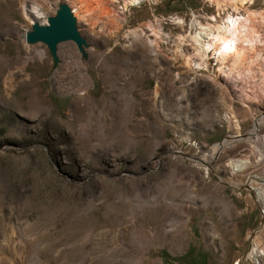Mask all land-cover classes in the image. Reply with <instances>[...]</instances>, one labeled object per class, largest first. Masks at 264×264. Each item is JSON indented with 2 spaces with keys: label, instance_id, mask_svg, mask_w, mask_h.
<instances>
[{
  "label": "rangeland",
  "instance_id": "1",
  "mask_svg": "<svg viewBox=\"0 0 264 264\" xmlns=\"http://www.w3.org/2000/svg\"><path fill=\"white\" fill-rule=\"evenodd\" d=\"M65 4L85 47L24 41ZM219 6L0 0V264H248L251 240L264 248L248 187L263 183L264 120L207 166L189 160L264 113V0ZM227 13L262 40L237 46L243 67L185 64L199 26Z\"/></svg>",
  "mask_w": 264,
  "mask_h": 264
},
{
  "label": "bare ground",
  "instance_id": "2",
  "mask_svg": "<svg viewBox=\"0 0 264 264\" xmlns=\"http://www.w3.org/2000/svg\"><path fill=\"white\" fill-rule=\"evenodd\" d=\"M139 1L140 0H129V4H137ZM209 1L215 3L217 7L219 6V4H227L234 11H237L239 8L243 7L244 4L250 2V0H209ZM65 6L67 7L72 20H74V18L76 17V9L69 7L67 4H65ZM123 7L125 8V5ZM123 7H121V9H123ZM56 10L60 12L61 5H59ZM22 13L23 16L28 20H29V16L37 20L45 18V16L41 14V11L39 12L38 8H35V6L33 7V5L29 8H26L23 5ZM212 20L214 21L213 24H208L205 25L204 27L199 26L200 27L199 31L193 35L192 41L194 45V50L196 52L195 58H193V60L191 61L186 59L185 64L193 68L205 67L207 64V59H209L210 56L214 59L216 64H218L219 71L223 69L227 73L237 72L243 67L242 65L244 62L243 56L241 54L242 52L239 49L240 46H244L242 44H248L250 48H253V46L257 47L259 44H261L262 40L260 41L259 36L256 33H254V31L251 32L252 29L247 28L246 18L243 17L240 18L237 15L233 16L227 13L224 15V17L221 19L220 22H216L214 18H212ZM178 23H180L179 20ZM31 24L34 23L31 22ZM47 24H48V20L45 19V22L42 25H47ZM154 37H157L156 34H154ZM150 43H153L154 46H157V38H155L153 41H150ZM238 45L240 46L237 47ZM257 52L255 51V53ZM42 54H43L42 52L38 53L39 58L42 57ZM262 120H264L263 116H261L257 120L258 126L261 124V122H263ZM218 148L219 146L215 144L208 150L209 153L208 155H203L201 158H198L196 160L189 158V160L190 161L192 160L193 163L195 164L202 165L201 163H204L205 157H207L208 161L213 159L215 151L218 150ZM262 155H264V153H262ZM258 160H260V158H258ZM228 165L230 166L231 171L233 173H240L247 167L248 162L243 159H235L229 161ZM203 169L205 175H207L206 169L205 168ZM253 179H257V178L255 177ZM261 181L263 183H258L255 180L251 179L248 181L249 184L248 187L250 190L254 191L256 200L261 203L262 209L260 211V214L264 215V178ZM172 192H174V190ZM263 232H264V228H263ZM251 241H252L251 249L246 257V260L248 261V264H260L258 258L264 256V248L260 247L255 240H251Z\"/></svg>",
  "mask_w": 264,
  "mask_h": 264
},
{
  "label": "water",
  "instance_id": "3",
  "mask_svg": "<svg viewBox=\"0 0 264 264\" xmlns=\"http://www.w3.org/2000/svg\"><path fill=\"white\" fill-rule=\"evenodd\" d=\"M47 20V25L34 24L32 26V29L25 33L24 40L27 44L42 42L47 46L51 54H55L58 44L67 41L74 42L78 48H81V46L85 47V42L78 35L75 28V23L73 22L65 5H61L60 12H58L55 16L47 18ZM263 115L255 118V120L253 121V126L249 133L243 136L226 135L222 140L216 143V145L219 146L217 153L220 152L223 148L228 147L231 144L230 142L242 141L252 138L259 127L257 124V120ZM177 154L183 155L182 153ZM190 158H192L193 160L198 159L194 157ZM201 164L203 166H206V163Z\"/></svg>",
  "mask_w": 264,
  "mask_h": 264
}]
</instances>
